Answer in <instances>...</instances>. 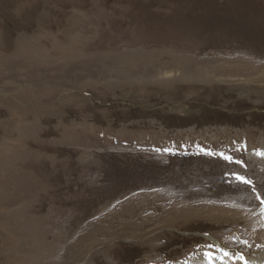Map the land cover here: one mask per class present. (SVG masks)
I'll use <instances>...</instances> for the list:
<instances>
[{"label": "rangeland", "instance_id": "374dc122", "mask_svg": "<svg viewBox=\"0 0 264 264\" xmlns=\"http://www.w3.org/2000/svg\"><path fill=\"white\" fill-rule=\"evenodd\" d=\"M258 152L264 0H0V264L254 260Z\"/></svg>", "mask_w": 264, "mask_h": 264}, {"label": "snow or ice", "instance_id": "6c2138e0", "mask_svg": "<svg viewBox=\"0 0 264 264\" xmlns=\"http://www.w3.org/2000/svg\"><path fill=\"white\" fill-rule=\"evenodd\" d=\"M206 154L207 155H214V153H211V152H208ZM218 155H220L223 159H225L227 161H231L232 160V157L224 155L223 153H219ZM257 155L264 156V153L258 152ZM236 163H241V162L240 161H236ZM235 178L240 183L248 184V185L251 184V181L248 180L245 177L236 175ZM256 199L259 201L260 215H261L262 218H264V194H258L256 196ZM232 240H233V242H239V243H241V244H243L245 246L248 245V241L240 240L237 237H233ZM207 247L209 249H212L215 246L212 245V244H209ZM216 252L220 253V255L214 256L211 251H208V252L204 253L205 258L208 260V264H213V260H219L220 264H226L227 260H232L233 264H235V261H237V260L240 261L241 264H249V261L246 260L244 255L242 253L238 252V251L235 254H230L224 248L216 247ZM185 264H187V262H185Z\"/></svg>", "mask_w": 264, "mask_h": 264}, {"label": "bare ground", "instance_id": "6f19581e", "mask_svg": "<svg viewBox=\"0 0 264 264\" xmlns=\"http://www.w3.org/2000/svg\"><path fill=\"white\" fill-rule=\"evenodd\" d=\"M256 163V162H255ZM223 248V247H222ZM213 253V252H212ZM215 253V252H214ZM213 253V254H214ZM247 261H249L252 264H264V253L257 254V256L253 259H249L248 257H245ZM253 260V261H252Z\"/></svg>", "mask_w": 264, "mask_h": 264}]
</instances>
